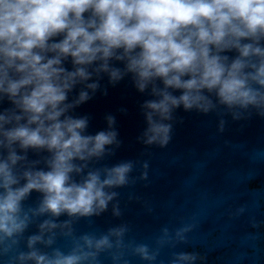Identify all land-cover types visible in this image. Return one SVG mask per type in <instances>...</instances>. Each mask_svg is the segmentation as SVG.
<instances>
[{"label": "clouds", "instance_id": "obj_1", "mask_svg": "<svg viewBox=\"0 0 264 264\" xmlns=\"http://www.w3.org/2000/svg\"><path fill=\"white\" fill-rule=\"evenodd\" d=\"M104 75L111 85L130 75L153 97L140 104L146 126L137 140L146 146L170 142L180 107L218 112L219 132L225 114L264 117V0H0V264H163L161 251L196 227L161 226L150 243L130 238L127 222L77 230L110 204L120 217L113 189L148 177L147 160L94 166L121 144L115 117L87 134L90 117L72 112L98 90L107 94ZM137 164L139 177L130 176ZM198 260V252L172 251L167 264Z\"/></svg>", "mask_w": 264, "mask_h": 264}, {"label": "water", "instance_id": "obj_2", "mask_svg": "<svg viewBox=\"0 0 264 264\" xmlns=\"http://www.w3.org/2000/svg\"><path fill=\"white\" fill-rule=\"evenodd\" d=\"M225 54L235 55L234 52ZM112 63L123 67L120 62ZM65 67L70 69V62H65ZM99 83L106 88L107 94L98 90L72 114L90 117L87 134L106 129L105 116L113 115L121 144L113 155L94 166L110 167L121 161L147 160L148 177L113 189L119 193L120 217L112 215L110 204L107 211L90 218L91 225L82 219L77 230L103 231L127 222L132 229L130 238L150 243L161 226L195 223L188 241L174 249H163L158 262L167 264L172 251H184L204 256L203 261L195 264H264V117L253 112L247 119L233 120L225 114L224 131L219 132L217 126L221 117L218 112L203 114L180 107L174 111L170 142L165 147L146 146L137 140L146 126L140 104L153 97L147 90L138 92L130 75L115 85L109 84L104 75ZM77 91L78 88L74 89L71 95ZM173 94L179 95V90ZM8 106L7 102L2 105ZM28 157L38 158L32 151ZM141 171L137 164L130 176L139 177ZM38 196L33 192L27 203ZM240 205H246V211L239 217H230L228 212ZM250 217L262 222L261 226L252 228ZM102 264L110 262L102 257ZM129 264L144 262L129 257Z\"/></svg>", "mask_w": 264, "mask_h": 264}]
</instances>
